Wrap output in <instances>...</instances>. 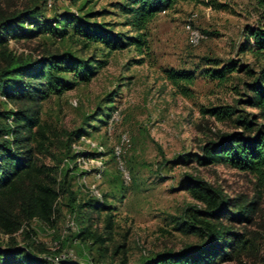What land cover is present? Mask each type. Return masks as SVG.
I'll return each instance as SVG.
<instances>
[{
    "label": "rangeland",
    "instance_id": "1",
    "mask_svg": "<svg viewBox=\"0 0 264 264\" xmlns=\"http://www.w3.org/2000/svg\"><path fill=\"white\" fill-rule=\"evenodd\" d=\"M125 1L47 0L42 5L41 0H0V11L10 14L42 5L47 19L93 12L90 21L108 22L115 31L134 35L119 8ZM216 1L225 6L177 0L157 13L142 30L141 50L129 46L108 51L101 44L83 48L72 26V38H59L48 25L33 28L30 36H7L6 52L15 57L36 61L50 52L68 51L86 63L77 67L75 77L63 74L74 81L71 88L52 92L40 102L49 139L37 154L38 163L52 167L58 181L67 173L66 185L57 186L54 217L51 223L25 221L12 234L0 230L1 248L27 245L39 257L57 255L76 264H142L166 250L199 245L204 239L200 232L180 226L204 209L185 186L198 180L228 200L258 201L251 224L220 221L231 232L243 234L246 243L215 264H264V182L260 186L254 174L229 165L197 162L203 144L241 130L235 124L238 114L249 117L257 112L240 99L243 83L252 79L251 71L262 60L240 46L244 28L256 26L264 12L255 0ZM188 25L202 35L197 44L189 40ZM231 62L236 70L224 80L212 75ZM172 71L192 73V83L174 84ZM25 104L0 95V110ZM225 106L237 114L218 119L207 112ZM77 130L80 135L73 134L67 146L68 133ZM89 199L103 202L106 209L82 206ZM109 212L114 216L111 231L105 228ZM85 226L104 241H81L77 234Z\"/></svg>",
    "mask_w": 264,
    "mask_h": 264
},
{
    "label": "trees",
    "instance_id": "2",
    "mask_svg": "<svg viewBox=\"0 0 264 264\" xmlns=\"http://www.w3.org/2000/svg\"><path fill=\"white\" fill-rule=\"evenodd\" d=\"M177 0H126L120 4L121 13L126 16L125 24L130 25L134 35L126 31H115L108 22H92L94 15L88 12L83 17L66 14L47 19L41 7L47 0L32 9L6 14L0 11V49L3 50L5 64H0V95L7 101H25L17 109L0 110V230L5 234L14 233L25 221L33 218L51 223L54 217L55 203L59 196L57 186L66 185L67 173L57 180L52 167L38 163L40 153L48 141V129L40 118V102L52 92H61L71 88L74 81H67L63 74L77 76V67L85 61L76 60L68 51L50 52L36 61H27L6 52L7 36H30L33 28L41 25L51 26L59 38L77 36L83 48L90 44H101L108 51L134 46L141 50L145 46L143 29L146 23L157 13L166 11ZM206 3L214 7L225 4L216 0H184ZM264 12V0H255ZM32 24L30 27L27 24ZM72 26L73 34L68 28ZM241 51H249L262 63L256 71H251L252 79L243 83L244 92L240 102L257 109L249 117L238 114L235 124L241 128L238 132L224 135L217 141H209L201 146L197 156L202 166L225 164L257 177L258 185L264 182V18L256 26L245 27L242 35ZM234 62L224 65L212 75L224 80L225 75L236 70ZM85 68V67H84ZM169 78L174 84L182 81L190 84L193 74L186 71H172ZM218 119L231 117L237 111L230 106L212 107L207 110ZM261 120V122H259ZM81 130L68 133L67 146L72 135H80ZM188 156H185V158ZM186 159H181L184 162ZM186 188L195 199L204 205L180 222V226L204 237L199 245H191L179 251L166 250L146 259L142 264H215L222 257L228 259L232 253L242 248L246 240L243 234L233 233L220 221L251 224L258 208V201L237 198L228 200L224 195L204 181H187ZM93 211L106 209L107 205L96 199H89L84 205ZM98 213V212H97ZM114 216L107 213L105 228L112 230ZM77 237L81 241L91 240L102 243L104 238L94 233L89 226L83 227ZM48 256V255H47ZM39 257L24 246L0 247V264H76L68 258L57 255Z\"/></svg>",
    "mask_w": 264,
    "mask_h": 264
},
{
    "label": "built area",
    "instance_id": "3",
    "mask_svg": "<svg viewBox=\"0 0 264 264\" xmlns=\"http://www.w3.org/2000/svg\"><path fill=\"white\" fill-rule=\"evenodd\" d=\"M188 33H189V40L191 43L193 44H197L201 38H202V35L195 29L191 28L189 25H188ZM70 224H72V222H70Z\"/></svg>",
    "mask_w": 264,
    "mask_h": 264
}]
</instances>
